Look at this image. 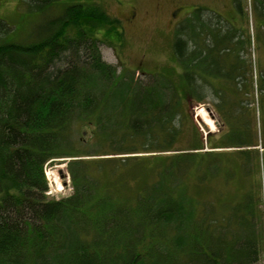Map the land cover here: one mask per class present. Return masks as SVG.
I'll return each instance as SVG.
<instances>
[{
	"label": "trees",
	"instance_id": "trees-1",
	"mask_svg": "<svg viewBox=\"0 0 264 264\" xmlns=\"http://www.w3.org/2000/svg\"><path fill=\"white\" fill-rule=\"evenodd\" d=\"M32 1L42 12L57 0ZM252 1L263 16L264 0ZM222 20L194 8L174 28L172 77H136L102 58L122 25L97 3L65 2L22 41L0 19V264L260 261L262 201L252 190L240 201L204 197L219 175L259 170L264 74L250 32ZM207 98L227 126L211 148L226 151L200 153L189 112ZM186 128L192 144L181 147ZM222 152L236 168L221 169ZM150 156L163 157L148 165ZM67 158L72 193L49 197L44 166Z\"/></svg>",
	"mask_w": 264,
	"mask_h": 264
},
{
	"label": "rangeland",
	"instance_id": "rangeland-1",
	"mask_svg": "<svg viewBox=\"0 0 264 264\" xmlns=\"http://www.w3.org/2000/svg\"><path fill=\"white\" fill-rule=\"evenodd\" d=\"M70 1L57 0L48 9L40 12V10L33 7L35 4L32 0H0V19L12 26L14 33L10 36L11 39L28 40L31 38L30 33L36 27V23L43 21L45 17L56 15L61 10L63 4ZM73 1L97 3L121 22V40H115L113 46L107 44L100 46L102 58L116 65L118 71L123 66L127 70H134L136 77L141 76L142 72L172 77L175 73L174 69H176L172 51L174 28L177 23L185 19L191 10L196 7H202L221 17L223 20L230 21L235 27L250 32L253 47L251 60L253 61V65L255 64L254 69L256 74H264V15H259L257 8L259 6H256V3L252 0H241L242 12L236 9V5L234 6L232 0ZM131 11L134 12L133 17L127 20ZM202 18H206V15H202ZM112 39H115V37H112ZM199 107L203 108L208 119L212 121L213 127L206 124L200 116H197V109ZM255 108L257 139V146L255 147L259 151V170H256L255 162H253L254 174L250 170L252 166L250 168L246 166L245 169L237 171L235 174L226 175L225 180L223 179L225 177L224 174L219 175L211 181V186H213L210 187L211 190L209 188L205 189L206 195L204 197L213 200L231 198L232 200L240 201L245 192L252 190L254 195L262 201L260 208L264 212V103H256ZM189 115L195 121L203 136V147L200 153L226 151L211 148V146L219 143L220 137L227 130V126L215 108L212 98H207L203 103L195 104L191 107ZM186 118L190 119L188 115ZM249 119L252 122V117L250 118L249 116ZM251 129V131H255L253 123ZM84 135L85 140H87L88 136L86 132ZM206 137L209 138V142ZM190 138V132L186 128L182 135L180 146L187 147L192 144V142H188ZM115 156L125 155L116 154ZM232 156L229 152H222L218 156L221 160V169L236 168L233 167ZM151 157L147 161L148 165L155 164L163 156H155L158 158ZM63 160H68V158L56 159L53 162H47L44 166V174L48 184L46 194L55 199L68 196L72 193L70 178L66 171V162ZM59 170H62V173H59ZM216 216L219 217L221 215ZM226 224L232 228L234 226L233 218L230 217V221H227ZM254 264H264V256Z\"/></svg>",
	"mask_w": 264,
	"mask_h": 264
},
{
	"label": "bare ground",
	"instance_id": "bare-ground-1",
	"mask_svg": "<svg viewBox=\"0 0 264 264\" xmlns=\"http://www.w3.org/2000/svg\"><path fill=\"white\" fill-rule=\"evenodd\" d=\"M202 107V106H201ZM201 107H199V109H197L196 111H197V116H200L203 120H204V122L206 123V124H208V125H210L211 127H213L212 126V121L210 120V119H208V117L206 116V114H205V112H204V110H203V108H201ZM210 118V117H209ZM210 127V128H211Z\"/></svg>",
	"mask_w": 264,
	"mask_h": 264
},
{
	"label": "flooded vegetation",
	"instance_id": "flooded-vegetation-1",
	"mask_svg": "<svg viewBox=\"0 0 264 264\" xmlns=\"http://www.w3.org/2000/svg\"><path fill=\"white\" fill-rule=\"evenodd\" d=\"M133 14H134V12L133 11H131L130 12V15L128 16V18H127V20H130V19H132V17H133Z\"/></svg>",
	"mask_w": 264,
	"mask_h": 264
},
{
	"label": "water",
	"instance_id": "water-1",
	"mask_svg": "<svg viewBox=\"0 0 264 264\" xmlns=\"http://www.w3.org/2000/svg\"><path fill=\"white\" fill-rule=\"evenodd\" d=\"M59 173H62V170H59Z\"/></svg>",
	"mask_w": 264,
	"mask_h": 264
}]
</instances>
